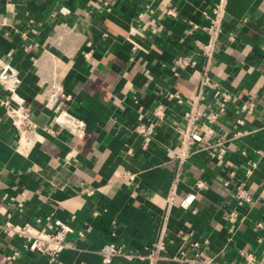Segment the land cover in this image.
<instances>
[{"label":"crops","instance_id":"crops-1","mask_svg":"<svg viewBox=\"0 0 264 264\" xmlns=\"http://www.w3.org/2000/svg\"><path fill=\"white\" fill-rule=\"evenodd\" d=\"M218 1L0 0V57L12 54L16 91L37 124L22 134L0 103V223L60 218L73 228L67 237L74 243L54 263L27 251L10 260L23 240L2 235L0 264H101L103 243L144 250L162 228L174 242L170 253L192 229L213 264H246L243 250L264 264V0H227L213 64L197 54L178 74L172 69L179 55L199 49L196 37L206 36L188 31L192 23L209 25ZM205 74L218 88L201 86ZM62 86L72 98L61 103L87 124L84 137L44 129L54 115L47 101ZM219 88L237 96L214 123L225 154L214 158L201 143L179 165L170 149L185 113L199 92L201 110L217 109ZM174 91L182 104L169 98ZM7 96L0 86V98ZM247 99L256 102L253 112H241ZM161 103L163 117L154 114ZM140 113L156 125L148 148L135 130ZM238 130L246 132L235 136ZM251 162L257 168L246 178ZM238 179H246L254 203H237ZM113 264L139 262L120 256Z\"/></svg>","mask_w":264,"mask_h":264},{"label":"built area","instance_id":"built-area-1","mask_svg":"<svg viewBox=\"0 0 264 264\" xmlns=\"http://www.w3.org/2000/svg\"><path fill=\"white\" fill-rule=\"evenodd\" d=\"M227 0H219L212 8L210 15V24L201 25L192 23L188 33L196 34L202 32L206 38L196 37L195 43L199 47L194 53H186L179 55L175 59L173 70L178 74V69H184L188 65L196 62V55H201L206 60V66L213 64L215 52L219 38L223 32L222 21L227 10ZM169 13L175 15V10L169 9ZM229 38L233 40L234 34H230ZM89 56V52L85 53ZM12 54L8 53L0 57V86L8 92L7 98H0V103L4 106L7 116L11 122L17 126L22 134L27 132H36L37 124L33 119L31 106L26 102L25 98L17 93V88L20 84L18 70L11 64ZM201 86L218 88V84L212 82L209 77L205 76L201 80ZM219 102L217 109L201 110L198 102L203 98V94L199 92L196 98L191 103V108L185 113L187 119L186 126L178 129L179 142L170 149V153L182 164L190 156L195 154L199 148L198 145L206 143L205 149H208L214 158L222 159L226 149L224 148V140L215 138L214 123L218 121L219 116L224 113L230 103L237 102V96L226 89H218ZM72 95L65 91L62 86L57 90V93L50 96L47 101V106L53 111L54 115L49 126L44 129L48 131H64L72 137H84L87 133V124L84 119L71 112L65 107L61 100L70 101ZM169 98L176 99L182 104L184 99L178 91L170 92ZM256 102L253 99H247L241 104V112L250 113L255 110ZM165 112V104H159L154 111V114L163 117ZM143 113L139 114V121L136 124L135 130L143 137V147L148 148L153 141L155 132V123L144 121ZM238 123L244 124L245 120L240 118ZM57 130H54V128ZM246 130H238L234 135L240 136ZM257 168L256 162H251L245 168V176L248 178L250 174ZM234 175V172H232ZM129 179H134V173H127ZM177 179V178H176ZM198 188L205 186V181L198 179L195 183ZM234 197L239 205L245 203H254L252 194L247 188L246 179H238L234 185ZM87 193L91 194L93 190L86 188ZM171 200V199H170ZM170 207L167 205V208ZM169 209V208H168ZM167 216V215H166ZM165 216V217H166ZM238 213L232 210L229 214V223L231 230L237 226ZM43 221L38 218L35 222L13 223L6 221L0 223V238L2 235L11 237L12 239L23 240V248H15L7 254V259L15 260L20 257L23 251L39 253L46 257L48 262H56L61 253L74 246V243L68 239L67 235L73 231L69 223L60 218H47ZM260 227L264 226V221L258 223ZM85 236V230L79 231V237ZM173 240L167 238L166 229L162 228L155 240L144 250L131 251L124 243L114 241L105 242L98 248V253L101 256V264H113L117 257H124L130 260H137L139 264H162L164 262H173L176 264H213V260L204 256L203 248L205 241L201 240L194 230H186L180 235L179 248L177 253H170V247L173 245ZM241 255L246 264H257L255 253L243 250ZM81 264H88L83 262Z\"/></svg>","mask_w":264,"mask_h":264}]
</instances>
